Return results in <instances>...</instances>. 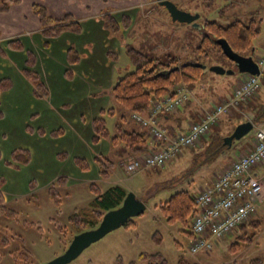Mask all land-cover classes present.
<instances>
[{
    "label": "rangeland",
    "instance_id": "374dc122",
    "mask_svg": "<svg viewBox=\"0 0 264 264\" xmlns=\"http://www.w3.org/2000/svg\"><path fill=\"white\" fill-rule=\"evenodd\" d=\"M141 1L146 0H108L103 7L127 8L122 13L113 14L117 21L132 20V24L126 28L121 24L117 35L111 32L106 19L100 16L78 22L81 28L78 33L63 31L55 37H46L42 32L31 31V38H19L22 50L13 51L7 48L8 40L3 39V28H0V81L7 77L12 84L10 89L0 94V192L6 208L17 214L10 218L0 215V235L9 240L8 247L0 248V264H15L14 258H18L20 264H25L22 261L24 258H27L28 264H46L62 255L76 233L68 217L74 209L85 208L93 199L94 195L89 189L92 184L102 191L118 184L145 202L146 210L133 219L136 224L134 228H118L106 234L69 264H118V258L123 264H145L139 260L142 253H162L168 264H177L180 255L194 264H248L252 257L263 254L264 203L245 222L244 229H235L229 236L215 241L213 249L194 256L188 253L190 239L183 233V227L166 225L160 214L159 203L169 199L172 194L182 188L192 194L197 187L201 189L207 185L208 180L211 182L213 175L220 173L214 172L219 158L208 165L209 168L190 175L185 167L191 164L188 160L191 153L184 151L178 156L184 158L173 160L172 166L168 163L157 171L151 168L127 175L123 165L133 157L117 161L108 140L93 142V119L103 116L112 133L114 124L124 115L111 96L110 88H107L115 84H112V71L113 75H119L115 78L117 82L135 69L126 55L129 47L152 54L150 50L157 49L155 46L162 43L161 47L172 48L167 50L166 55L186 62L196 57L193 52L200 44L203 32L198 28L191 29L185 43H182L181 31L176 33L160 27L161 18H168L166 10L156 3L152 7L155 12L151 11L152 15L145 20L142 11L147 7L138 5ZM172 1L183 12L199 14V23L209 19L229 25L235 19L247 22L255 17L261 29L254 45L264 38V0ZM138 14L140 16L137 18ZM121 16L126 19L123 20ZM140 18L142 20L137 23L136 20ZM175 24L179 23L171 25L180 26ZM72 49L79 59L76 62L71 61L68 54ZM28 51L34 54L36 60L31 70L39 75L47 96L38 94L33 83L23 75ZM208 53L207 57L201 59L207 69L222 67L234 73L219 75L209 70L204 72L194 86L195 93H202L204 98L211 96V93L230 92L237 76L242 75L236 72L234 63L222 54L211 50ZM109 109L114 110V115L107 114ZM237 111L241 112L240 109ZM246 120L251 121L248 117ZM127 128L130 126L127 125ZM256 128L254 125L247 136ZM24 155L28 161H25ZM99 157L116 162L109 169V180L101 176V163L96 161ZM76 159L85 161L88 168L75 162ZM60 179L65 180L66 186L59 189L60 201L56 205L48 195V189L57 188L56 182ZM174 180L177 182L170 185ZM187 183L189 186H186ZM165 184L169 187L163 188ZM253 220L262 222L256 230L252 225ZM56 222L66 231L63 239L55 229ZM252 231L256 235L251 244L239 239L244 232L251 235ZM155 232L162 238L160 243L152 239Z\"/></svg>",
    "mask_w": 264,
    "mask_h": 264
},
{
    "label": "trees",
    "instance_id": "16d2710c",
    "mask_svg": "<svg viewBox=\"0 0 264 264\" xmlns=\"http://www.w3.org/2000/svg\"><path fill=\"white\" fill-rule=\"evenodd\" d=\"M10 2L11 1L9 0H0V12L2 10H6L10 5ZM32 12L38 17L40 26L43 28L42 33L46 37H55L63 31H74L76 33L80 32V24L77 22H71V19L68 16L60 19L59 21L54 20L46 14L45 10L40 5L37 4L33 6ZM104 19H106L107 22L105 23L114 34H117L121 24H123L124 28L128 26V21H117L111 15L105 16ZM122 19L125 20L126 17H122ZM200 24V30L203 32V36L200 40V44L193 52L196 57L190 62L183 61L172 55L164 54L163 57H151L133 47H129L127 49L126 55L130 58V61L134 66L133 68L135 69L129 74L120 77L110 91L114 101L124 111V115H121L118 122L114 124L112 133L109 132L106 126V120L103 116H98V118H95L92 121L94 132L92 137L93 142H99V140L102 139L108 140L112 146L113 155L117 161H122V159L127 157L134 158L145 155L146 153L155 152L158 149L157 144L155 147L149 145L148 140H150V136H148L147 130L145 128H141L139 125L130 120L133 113H137L142 116L147 115V112L154 101L173 96L176 93L177 88L185 89L191 94V90H194V86L198 83L199 79L203 77V69L198 65L203 64L201 59L207 57L210 50L222 54L225 57L222 52V48L219 44H217L220 39L227 42L232 52L242 57L249 56L252 52L253 43L260 35L261 29L259 27V21H257L255 17L251 18L247 22L235 19L229 25H221L218 22L209 19ZM6 46L8 49L13 51L22 50V44L19 39L8 41ZM68 54L71 61L76 62L79 60L73 49L69 51ZM35 63L36 60L34 54L28 51L26 67L22 70V72H24L25 77L33 83L38 94L40 93L43 96H47L45 86L41 82L39 75L31 70ZM259 85L260 86L257 93L254 95V98L251 100L248 99L249 101L241 103L238 106L237 109H240L242 113L237 110H232L229 114L221 117L218 120L219 122L212 126L206 135L201 136L199 141L195 143V146L197 147L191 146L190 148L182 149L181 154L184 151H189L191 153V158L188 157L191 164L185 167V171H187V173L191 175L192 172H197L198 170L203 171V169L209 168L208 165L214 164L218 158L220 159L222 156L224 157L226 153H229L234 148L235 142H233L232 146L229 147L227 144H224V138L230 136L239 123L247 121L246 117H248L249 120H251V122L257 127L264 124V72L260 77ZM11 87L12 84L10 79L4 78V80L0 81V94ZM261 89L263 91H261ZM189 98L188 101H186L181 107L177 108L174 112L176 115H180V110H182V108H184L191 100ZM100 113L102 114L104 111H100ZM107 114L114 115V110L109 109ZM171 114L173 113L168 115ZM168 115L166 114V116ZM166 116H160L159 120L161 121ZM127 125H129L130 128H127ZM166 131L169 135L173 134V132L169 129ZM27 155L28 154H26V156ZM26 156L24 155V157ZM178 156H176L173 160L179 159ZM173 160L168 161V163L173 162ZM25 161H28L27 157ZM96 161L101 163L100 172L102 178L109 180L111 177L109 169L113 168L116 162L112 159L108 160L102 157L96 158ZM75 162L88 168L87 163L81 159H76ZM166 164L160 167L146 168L142 172L151 168L157 171L158 169L163 168ZM175 182L177 181L174 180L170 183V185ZM189 183H187L186 186H189ZM209 183L210 182L207 181V184ZM56 185L58 186L57 188L48 189V195L55 200L54 204L58 205L60 201L58 196L61 194L59 189L66 186L65 180L60 179L58 183L56 182ZM53 186L54 185H52V187ZM167 187H169V185L165 184V186H163V188ZM89 189L94 195L93 199L90 200L85 208L74 209L68 217V222L71 228L76 232L75 235L84 231H91V229L96 228L102 221L103 215L109 211L119 208L128 193L124 187L118 184L112 185V187L105 191H102L95 184L90 185ZM198 192V188L192 194L186 188H182L180 191L172 194L166 201L159 203L158 206L160 214L162 215L166 225L182 226L183 233L189 237L190 241L193 238L191 235V223L197 212L193 197ZM143 203L145 204V202ZM5 205L4 196L0 192V215L8 218L15 217L17 215L16 212L8 210ZM252 223H254L252 225L255 226L256 230L257 227L261 226L262 222L254 221ZM256 223H258V225H255ZM245 224L246 223L240 225L237 230L244 229V227H246ZM28 225L33 226L35 223L33 225ZM54 226L56 231L61 233V239H63V235H65L66 231H64L58 222H56ZM135 226L136 224L134 220L131 219L128 220L122 228L128 229L134 228ZM255 235L256 234L253 231L251 235H246V232H244L240 235L239 239L251 244L252 238H254ZM152 239L156 243H160L162 238L158 232H155L152 235ZM8 246L9 240L0 235V248H6ZM1 258L0 253V259ZM14 259L15 264H20V260L18 258ZM139 260L145 262V264H168V261H166L162 253H142L139 256ZM177 260V264H194L190 263L182 255H180ZM22 261H24L25 264H28L27 258H24ZM117 263L123 264L119 258L117 259ZM129 264L136 263L131 262ZM248 264H264V252L260 257H252Z\"/></svg>",
    "mask_w": 264,
    "mask_h": 264
},
{
    "label": "built area",
    "instance_id": "2783aa9c",
    "mask_svg": "<svg viewBox=\"0 0 264 264\" xmlns=\"http://www.w3.org/2000/svg\"><path fill=\"white\" fill-rule=\"evenodd\" d=\"M259 76L248 75L240 80L230 99L205 110L201 120L190 124L186 132L169 135L159 124L160 116L174 113L189 98V91L177 88L173 96L154 101L147 115L133 113L130 120L145 128L151 140L157 144L155 152L129 159L123 170L127 175L142 172L146 168L160 167L178 156L183 148L195 146L201 136L217 124L221 117L238 110L241 103L253 98L264 72V56L258 61ZM253 148L246 155L238 156L226 170L215 176L194 195L196 216L192 221L188 253L192 256L213 249V243L229 236L235 229L256 214L264 203V176L255 177L252 169L264 162V125L255 129Z\"/></svg>",
    "mask_w": 264,
    "mask_h": 264
},
{
    "label": "crops",
    "instance_id": "0c3cea01",
    "mask_svg": "<svg viewBox=\"0 0 264 264\" xmlns=\"http://www.w3.org/2000/svg\"><path fill=\"white\" fill-rule=\"evenodd\" d=\"M11 1L6 10H2L0 12V28H3V39H7L8 41H11L9 39H19L22 36L26 38L29 37V32H39L41 33L43 31L42 26H40V22L37 16H35L32 12L33 6L35 4L40 5L52 19L59 21L60 19H63L65 17H70L71 22H82V21H89L93 19L94 17H104L107 15L113 16V14L116 13H122L126 11L127 8L125 6L122 7H116L115 9H108L103 8L105 5L108 4V0H9ZM224 2L226 0H223ZM145 5L147 7V10L142 11L143 19L148 20L150 18V15H152L153 12H155V9H152L153 5L156 4L155 0H146L141 1L138 3V5ZM150 8V9H149ZM105 10V11H104ZM153 11V12H151ZM107 13L105 15V13ZM167 12V11H166ZM222 13V12H220ZM168 14V13H167ZM105 15V16H103ZM140 15H137V18ZM114 17V16H113ZM117 17H114L116 19ZM122 18V16H121ZM169 18V15H168ZM162 17V23H160V27L162 28H169V30H173L176 33H181V41L182 43H185L186 39L188 38V35L191 33V29L193 28L191 25L188 24H175L180 26H172L171 24H174L170 18ZM118 19V18H117ZM116 19V20H117ZM129 19V18H128ZM142 20L140 18L139 20H136L137 23ZM128 24H132V20H128ZM171 22V23H170ZM121 23V22H120ZM199 23V22H198ZM200 24V23H199ZM201 25V24H200ZM130 27V26H129ZM128 27V28H129ZM126 28V27H125ZM121 29V28H120ZM120 29L117 33L120 32ZM133 29V28H132ZM200 29V28H198ZM1 29H0V37H1ZM145 34L144 32H142ZM115 35V34H114ZM117 35V34H116ZM259 37V36H258ZM262 40L257 41L254 45L252 52L249 56H246V58H251V60L258 65V61L261 57L264 56V38H261ZM1 40V39H0ZM20 40V39H19ZM174 40V38L172 39ZM256 40V39H255ZM255 42V41H254ZM7 43V41H6ZM153 44V43H152ZM154 45V44H153ZM162 43L157 44L155 47L157 49H151L152 54H147L152 57H163L164 54L167 53V50H172V48L166 49V47H161ZM126 47L128 48V43L126 44ZM163 48V49H162ZM1 50V48H0ZM164 50V51H163ZM4 51V50H3ZM2 51V52H3ZM1 52V53H2ZM157 52V53H156ZM159 54V55H158ZM184 57V55L182 54ZM116 59V58H115ZM183 60V59H182ZM24 75V73H23ZM249 74H242L238 75L234 87L230 92H226V94H214L211 93V96H207L206 98L202 97V93H195L194 90H191L189 103L182 108L180 115H176L175 113L166 116L164 119L159 121V124L164 129H169L171 132H173L172 135H177L180 132H186L190 126V124L198 122L201 117L204 114L205 110H212L215 106L223 103V101L230 99L234 88L237 87V84L240 80H244L248 77ZM118 74L113 75L112 71V84L116 83L115 78H118ZM25 77V75H24ZM7 78V77H6ZM10 79V78H9ZM114 86V85H113ZM108 87L107 90L110 88L109 92L111 91V88ZM111 96L112 93L110 92ZM200 97V99H199ZM206 104L207 106H205ZM241 123H245V121H242ZM239 123V124H241ZM238 124V125H239ZM264 125V124H263ZM260 126V125H259ZM262 126V125H261ZM254 133L253 132L250 136H247V138L239 141L236 143L234 148L229 152L226 153L225 156L221 157L218 160L216 171L214 172H222L229 168V166L232 164V162L240 155H246L248 152L253 148V139H254ZM148 143L150 146L155 147V143L151 140H148ZM180 160L183 159V157H179ZM179 160V161H180ZM174 162H171L169 166H172ZM182 163V161H181ZM172 164V165H171ZM214 174V173H213ZM212 174V175H213ZM217 173H215L216 175ZM252 174L255 177L264 176V162L260 164V166H257L252 169ZM213 175V179L215 178ZM209 181V180H208ZM213 181V180H212ZM211 181V182H212ZM198 188V187H197Z\"/></svg>",
    "mask_w": 264,
    "mask_h": 264
},
{
    "label": "water",
    "instance_id": "95a60500",
    "mask_svg": "<svg viewBox=\"0 0 264 264\" xmlns=\"http://www.w3.org/2000/svg\"><path fill=\"white\" fill-rule=\"evenodd\" d=\"M159 7H163L169 15L172 22L179 24H188L193 28H200L198 23L199 14L193 15L188 12H183L177 7L174 1L171 0H155ZM217 44L222 48V52L225 57L231 63H234L236 72L238 74H249L251 76H259L258 65L255 64L251 58L242 57L232 52L226 41L220 39ZM202 69L203 73L211 71L213 73L222 75H233L234 72L226 71L222 67H210L207 69L206 65L198 64ZM254 124L251 121L241 123L235 127L230 136L224 138V144L229 147L232 146L233 142L239 141L245 138L249 133L252 132ZM146 210V205L139 200L135 194L128 192L119 208L114 209L105 213L102 217L100 224L91 229V231H84L78 235H75L68 248L57 258L47 262L46 264H69L72 260L76 259L80 253L92 243L102 239L106 234L113 232L118 228H122L128 220L134 219L139 215L143 214Z\"/></svg>",
    "mask_w": 264,
    "mask_h": 264
}]
</instances>
